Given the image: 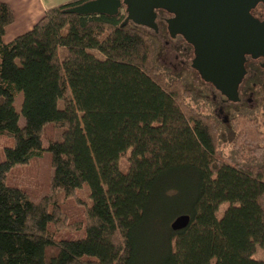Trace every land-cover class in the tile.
<instances>
[{
    "label": "trees",
    "instance_id": "obj_1",
    "mask_svg": "<svg viewBox=\"0 0 264 264\" xmlns=\"http://www.w3.org/2000/svg\"><path fill=\"white\" fill-rule=\"evenodd\" d=\"M89 1L48 9L9 43L14 15L0 2V135L13 142L0 157V264H263L253 257L264 253L257 120L229 116L233 152L223 156L224 121L189 105L192 89L159 67L157 34L124 24L125 8L66 13ZM48 124L63 130L60 141L43 143ZM235 147L252 156L239 162ZM42 152L49 192L32 202L5 179ZM84 186L88 202L77 197ZM67 200L83 220H68ZM180 216L190 222L173 231Z\"/></svg>",
    "mask_w": 264,
    "mask_h": 264
},
{
    "label": "water",
    "instance_id": "obj_2",
    "mask_svg": "<svg viewBox=\"0 0 264 264\" xmlns=\"http://www.w3.org/2000/svg\"><path fill=\"white\" fill-rule=\"evenodd\" d=\"M264 0H93L66 10L77 16L113 17L125 8L137 27L158 32L157 11H166L165 23L173 39L181 35L195 50L192 68L214 86L228 102H238V88L245 76V56L264 58V21L251 10ZM188 216L178 217L173 231L185 229Z\"/></svg>",
    "mask_w": 264,
    "mask_h": 264
},
{
    "label": "rangeland",
    "instance_id": "obj_3",
    "mask_svg": "<svg viewBox=\"0 0 264 264\" xmlns=\"http://www.w3.org/2000/svg\"><path fill=\"white\" fill-rule=\"evenodd\" d=\"M168 18H170L169 14H157V37L160 42L157 63L162 70L168 73L167 76L170 79L178 78L188 88L192 89L194 98L188 99V104L197 108L201 113L214 115L220 121H224V118H228L236 112L244 113L256 119L259 130L264 132V86L253 88V95L250 96L253 100L251 104L245 101L243 106L235 107L233 104L224 101L225 97L213 85L204 82L198 72L192 68V62L195 59L194 48L183 37L173 40L169 36L168 28L165 24ZM159 28L163 29V34L159 32ZM21 101L22 95L18 94L14 102L17 112H20ZM60 107L61 103H59ZM219 110H221V114ZM224 125L220 130L221 142L219 143V149L223 156H227L233 152L231 143L234 134L232 129L227 125V122H224ZM62 132V129H57L52 124L46 125L43 132V143L46 144L49 140L60 141ZM12 145L13 142L10 137L0 135V157L2 156L3 148L11 147ZM238 148L240 147L238 146ZM238 148L235 147V159L242 163L247 162L252 153L250 151V153L248 151L244 152V150ZM118 166L122 173L126 172L128 168L126 159H120ZM51 176L50 155L48 152H42L40 156L34 157L28 165L11 169L6 175L5 181L8 185L22 189L32 202H37L48 194ZM87 193L88 188L84 186L78 192L77 197L80 200L88 202ZM225 207L226 205L220 207L219 214L222 213ZM62 210L67 214L70 222L83 220V207L78 205L74 200L63 201ZM253 257L264 264V253L259 248L256 249Z\"/></svg>",
    "mask_w": 264,
    "mask_h": 264
},
{
    "label": "crops",
    "instance_id": "obj_4",
    "mask_svg": "<svg viewBox=\"0 0 264 264\" xmlns=\"http://www.w3.org/2000/svg\"><path fill=\"white\" fill-rule=\"evenodd\" d=\"M72 0H0L7 4L14 15V22L6 28L4 43L28 32L48 9L65 5Z\"/></svg>",
    "mask_w": 264,
    "mask_h": 264
},
{
    "label": "flooded vegetation",
    "instance_id": "obj_5",
    "mask_svg": "<svg viewBox=\"0 0 264 264\" xmlns=\"http://www.w3.org/2000/svg\"><path fill=\"white\" fill-rule=\"evenodd\" d=\"M159 13L157 12V14H159ZM160 14H164V13H160ZM251 15L256 20H258L259 22L262 23L264 21V5L261 3L257 4L251 10ZM170 17H171V15H170ZM160 30H159V32H160ZM179 37H182V36L177 35L175 38H173V40H175ZM244 67H245V76H244V78H243V80L240 83L239 88H238V102L237 103H231L235 107L243 106L245 101H247V102H249V104H251L253 102V100L250 98V96L253 95V88L256 86H264V58L263 57L253 58L250 55L245 56ZM224 101L228 102L226 98L224 99ZM228 103H230V102H228ZM219 112L221 114V110H219ZM228 118H224L225 123L228 122Z\"/></svg>",
    "mask_w": 264,
    "mask_h": 264
}]
</instances>
